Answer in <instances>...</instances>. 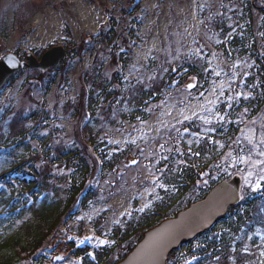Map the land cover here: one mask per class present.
I'll use <instances>...</instances> for the list:
<instances>
[{"label": "trees", "instance_id": "1", "mask_svg": "<svg viewBox=\"0 0 264 264\" xmlns=\"http://www.w3.org/2000/svg\"><path fill=\"white\" fill-rule=\"evenodd\" d=\"M222 10V14L210 21L213 36L220 38V42L212 43V47L227 61L239 57L253 60L252 75L246 86L250 96L233 99L225 120L211 128L214 133H210L209 140L199 139L198 143L188 146L185 138L190 135L181 138L182 154L175 152L173 145L181 134L169 135L167 143L159 149L156 166L166 173L169 191L159 205H155V215L130 222L124 231L118 229L115 232L121 245L135 244L160 221L170 219L202 200L208 192L204 186L200 189L202 174L211 175L214 165L220 164L232 149L237 150L242 128L264 110V60L258 52L263 40L256 36L258 30L264 34V3L262 0H237L236 8ZM124 12L121 9V14ZM110 26L109 31L100 32L98 40L86 47L71 45L67 61L57 69L47 73L28 71L33 75L26 79L28 92L35 84L36 91L43 96V102L39 104L46 108L44 103H47L52 87L62 83L67 85L75 63H82L85 56L92 59L79 77L82 82L80 93L69 97L70 92H67L68 99L61 111L57 106L53 111V120L61 113L68 124L73 125L70 133L68 125L60 132L53 128L49 112L39 107L37 110L29 107L27 112L24 108L16 112L12 109L5 113L1 111L0 264H28L29 261L41 264L43 252L53 244L55 230L64 216L83 197L84 205L96 197L98 192L88 194L93 190L90 179L95 169L90 148L99 151L98 148L107 145L103 140L114 131L124 129L125 124H134L137 119L148 120L151 106L165 93L173 94L183 89L187 79L195 80V94L208 88L207 67L199 58L188 56L164 61V67H159L149 80L127 82L124 76L131 69L128 45L134 36L130 32L128 41L127 36L118 33L113 20ZM2 31L6 37L8 30ZM111 66H120L122 75L117 68L108 76L106 67ZM21 74L12 78L10 84ZM181 126L184 131L199 132L202 128L200 123ZM56 134L61 135L60 139ZM221 143L222 147L218 149ZM128 156L130 154L125 151L104 157V174L112 172ZM153 161L154 157L148 159L150 164H154ZM215 184L212 182L210 186ZM242 197L237 205L228 209L223 221L198 237L196 245L199 244V248L189 244L183 245L181 251L198 258L196 264H260L264 261V256L260 255L264 243L254 234L262 229L264 183L256 191L245 187ZM189 246L192 247L187 248ZM245 246L248 252L244 251ZM113 248L97 253L99 264H110ZM175 259L180 264L185 263L180 255ZM85 263L93 264L86 258Z\"/></svg>", "mask_w": 264, "mask_h": 264}, {"label": "rangeland", "instance_id": "2", "mask_svg": "<svg viewBox=\"0 0 264 264\" xmlns=\"http://www.w3.org/2000/svg\"><path fill=\"white\" fill-rule=\"evenodd\" d=\"M262 1L264 3V0ZM236 2L237 0L234 3L231 0L230 2L224 0H134V2L133 0H0V33L4 28L8 30L6 37L4 34L0 37V61L7 54H14V52L22 56L25 51H46L58 45L77 47V44H81L86 47L93 40H98L96 36L99 32L109 31L112 20L117 25L118 33L128 36L129 31L132 30V21L135 20V22L139 21V28L136 31L138 36L134 34L138 41L133 40L129 43L133 58L130 63L131 69L124 76L127 82L149 80L159 67H164V61H171L179 56L199 58L212 76L210 85L204 93L197 95L193 93L191 96L189 86L186 90L181 88L173 94L166 93L158 104L151 106L148 120L137 119L134 124H125L122 131L115 132L108 139L110 146L108 155L126 151L131 157H127L128 163L125 162V158L118 168L111 173L107 172L103 181L101 176L99 183L102 181L101 184L107 187V191L111 188L110 195L100 197L98 201L89 206L88 211L82 212L74 223L70 226L65 225L67 230L70 227L72 232L66 230L64 232L61 229L58 235L60 244L64 243L63 238L65 237L74 238L78 246L89 244L93 247L92 249L111 245V240L108 242L107 239L112 235L113 228L117 225L124 227L129 221L148 212L154 207V203L160 201L162 192L169 187L164 170L156 168L159 149L163 143H167L169 135L181 130L182 135L185 136L186 131L179 128L183 122L197 119L201 120L204 125H208L200 119L201 116L211 122L223 119L220 105L228 106L230 101L239 97L242 92L244 97L249 96L245 88L252 75L253 60L248 61L247 58L239 57L227 61L212 48V43H219L220 38L217 35L213 36L210 21L222 14V9L229 11V9L236 8ZM135 3L139 5L135 8L137 12L132 9ZM121 9L126 11L125 15L121 14ZM136 16L137 19H135ZM262 34L263 31L258 30L256 36L263 40L258 52L259 55L262 54L264 60V36ZM99 53L101 55V52ZM84 59L83 67L82 63L81 65L75 63L74 72H70L67 85L58 84L52 88L47 103H44L47 105L46 108L39 104L43 102V96L42 93L36 91L35 84L31 87L30 93L28 92L26 79L33 75L23 71L24 74L16 78L12 85L0 94V114L1 111L5 113L11 109L16 112L19 108H24L27 112L29 107L36 110L42 108L47 113L49 112L50 125L53 128H57L60 132L68 125L70 133L73 125L68 124L67 119L61 113L57 120H53V115H55L53 111L55 106L58 111H61L68 99L67 92H70L69 97L80 93L79 76L83 68H87L92 61L91 58L90 61L88 58ZM106 69L110 76L115 67H106ZM185 117L189 119L186 120ZM59 134L56 136L60 139ZM201 134H204L203 130ZM199 136L194 135V139L198 140ZM239 138L242 141L238 154L231 156L228 153L227 158L225 156L222 159V163L217 165L213 171L211 182L217 180L225 172L231 177L235 175L240 177L241 186H247L255 191L257 182L260 186L264 183V179H261L264 177V164L257 163V161H264V155L258 154L264 150V144L261 143V140H264V116L257 122L248 123ZM249 138L252 143H249ZM179 143L176 141L173 145L176 147L175 152L182 154ZM186 144L191 145L190 139ZM221 147L222 143L217 146L218 149ZM100 151L103 155L104 149L100 148ZM187 153H189L188 150ZM138 155L146 160L154 157V168L149 164L139 162ZM241 156L246 158L244 162L240 161ZM134 160H137V163L133 165L131 161ZM93 161L96 162L97 170L95 157ZM97 178L99 179V176ZM115 179L117 183L112 185ZM157 179L164 185L163 188L156 186ZM205 182H207L205 184L207 189L210 187L208 177L205 178ZM202 188L203 186L200 187ZM145 204L148 207L144 208ZM100 216L104 219L100 225L102 233L101 237L96 238L95 232L98 229L93 226V223ZM79 222H81L80 227ZM259 233L258 236H261L260 240H262L264 233ZM89 237H91L90 240ZM81 241L85 242L80 243ZM100 241H105V243L101 244ZM124 249L119 248L115 251L110 262H116L125 252ZM58 253L57 256L64 259L63 250ZM63 259L58 264H78L77 259L68 258L66 261Z\"/></svg>", "mask_w": 264, "mask_h": 264}, {"label": "water", "instance_id": "3", "mask_svg": "<svg viewBox=\"0 0 264 264\" xmlns=\"http://www.w3.org/2000/svg\"><path fill=\"white\" fill-rule=\"evenodd\" d=\"M65 55L64 50L57 47L46 52L40 62L27 57L28 66L46 71L49 67H56ZM23 66L12 56L0 61V89ZM239 186L240 181L237 178H233L230 182H223L214 188L201 203L181 213L176 220L164 223L159 229L147 234L143 242L121 264H165L169 253L178 246L192 241L224 217L227 209L238 201Z\"/></svg>", "mask_w": 264, "mask_h": 264}, {"label": "snow or ice", "instance_id": "4", "mask_svg": "<svg viewBox=\"0 0 264 264\" xmlns=\"http://www.w3.org/2000/svg\"><path fill=\"white\" fill-rule=\"evenodd\" d=\"M217 75H219V73H217ZM189 87L191 88V87H193V86H192V85H189ZM193 115H196V113H193ZM185 119L187 120V119H189V117H185ZM200 119L204 120L205 123H208V124L211 123L210 120L206 119V118L203 117V116H201ZM221 119H222V118H221ZM185 131H187V129H185ZM249 143H252L251 138H249ZM261 143L264 144V140H261ZM258 154H259V155H264V150H261ZM239 159H240L241 162H244L246 158L243 157V156H241ZM135 163H137V162H136V161H133V164H135ZM257 163L264 164V161H257ZM261 179H264V177H261ZM155 184H156V186H158V187H161V188L164 187L163 184L159 183V180H158V179L155 181ZM259 186H260V185H259V182H257V184H256L255 187L258 188ZM242 198H243V197H241V199H242ZM146 207H148L147 204L144 205V208H146ZM140 210L142 211L143 208L140 209ZM256 234H257V235H260L259 231H257ZM88 239L90 240L91 237H89ZM249 239H251V237H249ZM262 239H264V237H262ZM84 242H85V241H81L80 243H84ZM99 243L103 244V243H105V241H100ZM257 247H259V246H257ZM244 251H245V252H248V251H249L248 248H247V246H245ZM260 255H261V256H264V251H261ZM194 259H195V257H194ZM260 264H264V261H261Z\"/></svg>", "mask_w": 264, "mask_h": 264}]
</instances>
